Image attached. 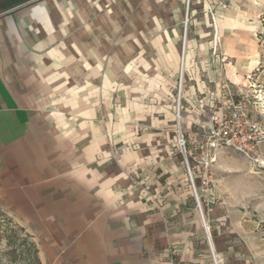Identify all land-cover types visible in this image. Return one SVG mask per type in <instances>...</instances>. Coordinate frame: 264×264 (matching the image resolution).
I'll list each match as a JSON object with an SVG mask.
<instances>
[{
  "label": "crops",
  "instance_id": "crops-1",
  "mask_svg": "<svg viewBox=\"0 0 264 264\" xmlns=\"http://www.w3.org/2000/svg\"><path fill=\"white\" fill-rule=\"evenodd\" d=\"M178 8L24 0L0 11V212L40 264H206L173 144Z\"/></svg>",
  "mask_w": 264,
  "mask_h": 264
},
{
  "label": "rangeland",
  "instance_id": "rangeland-1",
  "mask_svg": "<svg viewBox=\"0 0 264 264\" xmlns=\"http://www.w3.org/2000/svg\"><path fill=\"white\" fill-rule=\"evenodd\" d=\"M9 1L15 0H0V11ZM175 15L182 40L174 108L180 92L186 130L174 113V149L178 128L201 135L235 111L246 115L259 138L251 159L224 151L211 169L213 196L201 199L209 227V235L202 228L206 264H214L211 250L219 264H264V0H179ZM214 210L216 218L208 223ZM19 228L0 212V264H28V244L34 242ZM10 230L14 246L7 245Z\"/></svg>",
  "mask_w": 264,
  "mask_h": 264
},
{
  "label": "built area",
  "instance_id": "built-area-1",
  "mask_svg": "<svg viewBox=\"0 0 264 264\" xmlns=\"http://www.w3.org/2000/svg\"><path fill=\"white\" fill-rule=\"evenodd\" d=\"M180 59L182 68L183 52ZM179 88H181V80ZM180 100V92H178L175 110L178 123ZM258 144L256 127L249 123L246 115L240 111L231 112L222 122L215 121L201 135L198 133L187 135L178 128L175 137V154L181 159L196 210L201 217L207 235H209V227L204 220L201 199L213 196L210 172L217 162L219 154L224 151H232L246 159H251L255 155ZM211 253L214 264H219L220 259L213 254L212 250Z\"/></svg>",
  "mask_w": 264,
  "mask_h": 264
},
{
  "label": "trees",
  "instance_id": "trees-1",
  "mask_svg": "<svg viewBox=\"0 0 264 264\" xmlns=\"http://www.w3.org/2000/svg\"><path fill=\"white\" fill-rule=\"evenodd\" d=\"M264 28V26H263ZM20 231H24L22 227L19 228ZM21 245L25 244V241H22ZM16 243V235L13 230H10V234L7 235V245H15ZM28 253L30 255L28 264H40V260L38 258V251L34 243L28 244Z\"/></svg>",
  "mask_w": 264,
  "mask_h": 264
},
{
  "label": "flooded vegetation",
  "instance_id": "flooded-vegetation-1",
  "mask_svg": "<svg viewBox=\"0 0 264 264\" xmlns=\"http://www.w3.org/2000/svg\"><path fill=\"white\" fill-rule=\"evenodd\" d=\"M22 1H24V0H17V1L15 0V1H9V2H7V3H6V6H5V7H8V6H10L11 4H14V3H19V2H22ZM5 7H4V8H5Z\"/></svg>",
  "mask_w": 264,
  "mask_h": 264
}]
</instances>
